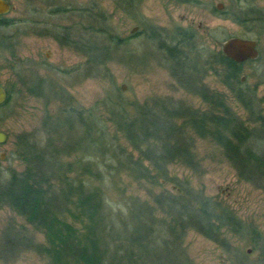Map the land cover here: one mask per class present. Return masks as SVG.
<instances>
[{
	"label": "trees",
	"instance_id": "1",
	"mask_svg": "<svg viewBox=\"0 0 264 264\" xmlns=\"http://www.w3.org/2000/svg\"><path fill=\"white\" fill-rule=\"evenodd\" d=\"M121 1L132 6L137 0ZM85 10L92 21L103 22L98 28L90 25L103 35L101 43L90 45V37L87 42L82 37L79 45L87 55L86 62L94 63L93 71L100 74V65L106 64L111 51L127 38L108 24L106 10ZM241 12L245 17L237 15V22L251 21L264 28V12L258 7L243 6ZM12 21L0 17V25ZM76 23L66 26L61 38L64 43L79 44L69 32ZM174 32L171 40L161 38L159 48L180 86L199 95L208 108H193L183 101L172 105L173 101L163 96L145 102L131 100L122 86L113 82L116 96H107L104 115L98 114V107H85L66 93L61 95L57 115L44 118V134L25 133L12 149L11 155L15 154L24 167L6 169L0 161V206L10 207L43 233L45 243L33 248L50 264H193L184 245L189 230L223 247L238 264L251 257L233 250L225 233L248 231L249 242L260 251L257 262L264 264V239L256 227L245 226L230 209L170 172L173 163L198 169L194 136L199 135L216 141L243 179L264 183V147L256 149L264 145V96L257 98L255 89L250 90L240 79L243 63L221 50L207 51L194 32L189 35L182 27ZM212 69L223 73V81L248 111L247 120L203 85L204 74ZM8 93L2 104L10 100ZM108 122L114 125L115 133L108 130ZM249 122L259 123V127L252 128ZM123 175L145 186L162 188L153 198L163 217L156 215L154 205L126 197L120 190L118 199L126 209L113 208L109 189L118 185ZM131 216L136 225L128 234H117L121 223L128 228L126 219Z\"/></svg>",
	"mask_w": 264,
	"mask_h": 264
},
{
	"label": "rangeland",
	"instance_id": "2",
	"mask_svg": "<svg viewBox=\"0 0 264 264\" xmlns=\"http://www.w3.org/2000/svg\"><path fill=\"white\" fill-rule=\"evenodd\" d=\"M9 1L13 8L2 17L13 21L0 25V80L11 93L10 100L0 105V129L9 133L8 140L0 143V161L6 169L24 167L15 154L11 155L12 149L25 133L44 134L41 130L44 118L57 115L61 95L66 93L85 107H98V114H103L107 96H116L111 88L113 82L122 86L131 100L145 102L150 97L163 96L172 100V105L183 101L193 108H208L199 95L180 86L159 48L161 38L171 40L177 27L193 30L209 52L220 50L219 41L232 35L258 38L261 55L242 65L240 79L243 77L244 85L255 89L257 98L264 96V28L251 21L239 23L235 20L237 15L245 17L241 12L243 6L264 9V0H137L132 6L121 0ZM218 2L224 4L222 10L216 7ZM59 7L67 9H57ZM86 8L106 10L110 15L108 24L121 37L127 38L111 51L107 63L100 65V74L93 71L96 69L94 63L86 62L87 55L79 46L84 37L86 42L90 37V45L104 40L103 35L90 26L98 28L103 22L92 21ZM77 21L79 23L69 32L70 37L80 40L79 44L64 43L61 38L68 30L66 26ZM222 74L219 69H212L201 81L213 95L223 98L236 115L247 120L248 111L223 81ZM108 124V130L115 133L114 125ZM258 124L252 122L250 126L256 128ZM194 137L198 169L173 163L171 174L187 179L195 189L203 190L205 195L234 212L245 226L256 227L264 239V183L243 179L216 141L199 135ZM121 140L125 142L123 138ZM252 143L256 142L253 140ZM263 147L256 149L262 151ZM2 152L5 153L3 158ZM122 178L118 185H111L109 189L113 208L126 209L118 199L120 190L126 197L133 196L154 205L156 215L163 217L153 198L162 188L145 186L126 175ZM136 222L131 216L126 219L128 228L121 223L115 232L128 234V229ZM225 235L233 250L246 252L251 257L244 261L245 264H263L257 262L261 260L260 251L249 242L252 238L248 231ZM44 243L43 233L34 230L10 207L0 206V264H50L33 248ZM184 245L193 264H238L223 247L194 230L187 231Z\"/></svg>",
	"mask_w": 264,
	"mask_h": 264
},
{
	"label": "water",
	"instance_id": "3",
	"mask_svg": "<svg viewBox=\"0 0 264 264\" xmlns=\"http://www.w3.org/2000/svg\"><path fill=\"white\" fill-rule=\"evenodd\" d=\"M220 8L224 6L222 2L217 4ZM13 8L9 0H0V14H6ZM220 50L231 59L243 62L247 59H257L260 56L259 39L256 37H248L242 35H232L219 41ZM126 88V86H123ZM8 90L0 80V104L4 103L8 98ZM9 133L0 129V143L8 140ZM5 153H1L3 158Z\"/></svg>",
	"mask_w": 264,
	"mask_h": 264
},
{
	"label": "flooded vegetation",
	"instance_id": "4",
	"mask_svg": "<svg viewBox=\"0 0 264 264\" xmlns=\"http://www.w3.org/2000/svg\"><path fill=\"white\" fill-rule=\"evenodd\" d=\"M216 7L219 9V10H222L223 9V7L222 8H220L218 5H216ZM262 12H264V9L263 8H261L260 9ZM4 14H0V17H2ZM186 31H187V34H189V35H192L191 33H193L194 31L193 30H190L189 28H187V29H185ZM260 55H261V52H260ZM249 60H254V59H247V60H245V61H243V62H241V63H245L246 61H249ZM241 80H244V78L242 77L241 78ZM246 86V85H245ZM230 87V86H229ZM243 87V86H242Z\"/></svg>",
	"mask_w": 264,
	"mask_h": 264
}]
</instances>
